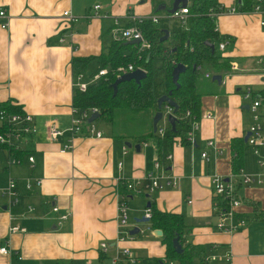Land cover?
<instances>
[{
    "label": "crops",
    "instance_id": "1",
    "mask_svg": "<svg viewBox=\"0 0 264 264\" xmlns=\"http://www.w3.org/2000/svg\"><path fill=\"white\" fill-rule=\"evenodd\" d=\"M218 2L226 10L236 5V0ZM96 5L100 6L99 16L85 19ZM0 10L5 11V17L0 18V103L9 101L21 107L32 116L37 129L21 145L20 164L8 166L7 154L0 150L6 162L0 160V189L13 178L19 198L16 205L8 206L7 199L0 197V248L7 246L12 252L9 256L0 254V264H111L116 248L129 249L139 261L163 259L165 246L147 236L140 239L136 234L132 240L116 242L118 184H146L158 158L157 141L150 139L144 145L125 142L109 128L97 127L102 138H76L70 151L60 153V149L70 139L67 130L75 83L72 60L108 53L116 19L124 26L129 16H157L160 20L165 15H153L151 0H0ZM65 11L78 22L69 24L63 17ZM216 30L226 42L219 55L229 58L230 66L236 69L221 71L219 84L213 80L214 73H201L200 129L195 144L175 145L172 160L166 164L177 187L133 194L128 221L144 217L151 203L160 212L180 214L186 226L184 245L202 247L205 258H215L210 264H264V224L247 221L246 227L232 235L217 231L210 184L214 175L230 176L232 140L244 139L253 125L250 103L242 94L248 87L264 92V32L259 17L252 13L221 14ZM167 31L170 38L173 31ZM91 65L96 67V61ZM205 74L211 77L205 78ZM162 95H166L163 88L158 93ZM259 113L264 116V99ZM206 115L210 119L203 118ZM53 121L63 135L50 142L46 128ZM209 141L222 151L220 156L215 158L214 151L207 148ZM136 145H140L139 152ZM203 151L211 157L208 164L201 158ZM28 156L33 157V164ZM242 171L263 181L262 185H241L238 189L243 202L238 213L246 219L253 216L254 206L264 212V146L257 155L244 146ZM29 178L39 179L40 186L27 191ZM53 205L71 213L61 226L56 224ZM28 206L34 211L27 213ZM132 225L127 224L123 231L130 233L135 228ZM10 226L25 232L9 234ZM136 226L140 230L141 226ZM147 230L152 237L157 236V230ZM102 242L109 246L105 254L99 249Z\"/></svg>",
    "mask_w": 264,
    "mask_h": 264
},
{
    "label": "trees",
    "instance_id": "2",
    "mask_svg": "<svg viewBox=\"0 0 264 264\" xmlns=\"http://www.w3.org/2000/svg\"><path fill=\"white\" fill-rule=\"evenodd\" d=\"M173 0H151L153 15L168 16L167 10L171 8ZM256 0H236L235 11L237 13H250ZM160 7H164L160 10ZM188 17L184 27L179 26L170 34V38L165 42H160L162 29L159 24H154L150 20L136 23L140 28L146 41L151 44L150 49L141 50L140 45H127L124 41H113L108 53L98 57L74 58L71 62L74 76L87 71L90 63L96 61V73L89 76L91 79L100 70L107 69L108 74L101 77L96 82L90 83L85 92L74 90L72 105L78 111L96 109L99 118L95 122H105L111 126L113 135L117 139L125 142L133 141L143 144L150 139L157 141V157L164 162L166 154L171 150L175 141L180 145L186 142V130L191 118H199L201 94L198 92V83L201 73L209 72L219 75L221 71L230 69L229 58L220 56L217 46L224 41L216 30V19L223 9L218 0H188ZM134 23L127 24L128 26ZM169 43L170 46L165 44ZM207 44L214 46L211 49ZM138 51V54H137ZM143 53V54H142ZM140 56V61L136 57ZM161 59V80L156 83V73L154 62ZM181 64L185 67V72L179 76V88L172 83L171 73L173 68ZM132 65L140 67L146 77L139 84L134 81L120 83L114 94L112 85L116 78L111 73L118 67ZM163 88L164 94L171 92V99L177 104L174 112L176 118V132H168L163 138L154 133L151 126L156 109V101L159 98L156 90ZM264 99V92H260ZM163 96V95H162ZM0 110L8 113H22L19 106L11 104L9 101L0 103ZM123 112L131 123L136 125L114 131L115 121L118 113ZM189 112L191 118L186 117ZM185 130V131H182ZM3 127L0 126V134ZM246 145L244 139H234L231 143V170L237 173L243 166V148ZM2 150V147H0ZM11 152V151H10ZM22 152H14V156H21ZM123 192V189H119ZM151 211L150 228L162 232V244L165 246V256L163 259L144 258L140 264H208L205 262L204 249L191 244L184 245L183 234L186 229L183 218L180 214L160 212L149 204ZM248 222L260 221L264 224V212L254 206L252 217L246 218ZM179 237L182 246V253L176 254L172 247V241ZM102 254V253H101Z\"/></svg>",
    "mask_w": 264,
    "mask_h": 264
},
{
    "label": "built area",
    "instance_id": "3",
    "mask_svg": "<svg viewBox=\"0 0 264 264\" xmlns=\"http://www.w3.org/2000/svg\"><path fill=\"white\" fill-rule=\"evenodd\" d=\"M224 9V8H223ZM100 6L96 5L93 7L89 16L84 18L95 19L99 16ZM224 13L234 14L237 13L235 9L222 10L218 16ZM252 14L259 17V26L264 32V0H256V4L253 6L251 12ZM5 17V11L0 10V18ZM63 17L69 24H74L78 22V18L71 15L69 11L63 13ZM169 19L176 20L181 27L186 25L188 11L187 8L179 9L174 14L165 16ZM129 23H134L133 25L128 26L120 25L118 20H114L113 28L111 29V35L113 41H132L139 40L140 49L146 50L150 49L151 44L146 41L142 35L140 28L136 23H141L144 20H150L154 24H159V18L157 16H151L148 18H135L127 17ZM1 28H6V25H1ZM63 41V39L61 40ZM226 45V42L223 41L218 44L217 48L219 51H222ZM136 69H141L140 67H134L128 65L127 67H118L113 70L111 73L115 78H119L124 74L135 71ZM230 69L235 70L236 66L231 65ZM142 70V69H141ZM108 74L107 69L100 70L95 74L87 83L84 82L82 74L75 76V83H73L74 90L77 89L80 92H85L87 86L90 83L96 82L101 77ZM209 74H205V78H210ZM242 98L245 101L250 103L249 111L252 114L253 125L249 128V136L246 141V145L250 146L253 149L254 154H258L260 147L264 146V124L262 120L264 116H261L259 113V108L262 104L263 97L261 94L254 92L250 87L246 88L242 94ZM98 113L94 108L88 109L85 111H78L73 108L72 117L70 121V126L68 132L70 134L69 141L64 144L60 153H65L70 151L73 148L72 141L76 138H102L103 133L97 130L95 122L89 123L88 120L93 114ZM173 114V109L166 107L162 110V119L160 122H165L164 126L157 125L156 132L160 138H163L170 131V125L167 123V115ZM186 117L191 118L190 113L187 112ZM203 118L210 119L209 115L203 116ZM0 126L3 127V132L0 134V147L2 151L7 154V164L18 165L22 161L18 156H14V152H20L21 145L29 138L37 133L33 118L26 112L22 113H8L6 111L0 110ZM200 129V119L191 118L190 124L186 130V142L189 145L195 144V135ZM46 134L48 141L55 142L59 137L63 135V131L58 128V125L53 121L47 125ZM146 143V142H145ZM143 143V145L145 144ZM178 142L175 141L171 147V150L166 154L164 162H161L158 158L153 162V168L151 173L146 176V184L142 185L135 181H124L119 182V189L122 188L123 192L117 193L116 206H117V226L119 228V233L116 238V242H124V240L133 239V236L127 231H123L128 224V203L133 196V194H140L142 191L152 192L154 190H160L164 188H176L177 180L175 177L169 174L167 170L168 163L172 160V149L175 145L178 146ZM207 148L212 149L215 153L214 157L220 156L222 151H220L213 141H209L206 144ZM11 151V152H10ZM127 151L126 147L123 148V154ZM201 158L205 164H208L211 161V157L207 151L201 153ZM30 164L34 163V159L31 156L27 158ZM260 165L263 163L259 162ZM121 166V165H119ZM41 181L39 179L29 178L26 180L25 188L27 191L31 190L33 187H39ZM211 194L213 198V209L215 211L216 224L215 228L217 231L232 235L233 233L243 229L247 225V220L243 218L238 213V209L242 206V199L238 196V189L241 185H262L263 181L259 176H251L243 173L242 169L238 170L237 173H231L229 177L223 178L219 175H214L211 180ZM17 182L15 179L10 178L7 182L5 188L0 189V197L7 199L8 206H14L19 202V198L16 193ZM118 189V190H119ZM27 213L34 211L32 206H28ZM52 213L57 215L56 224L57 226L63 225L71 217L70 211L61 212L59 208L55 205L52 207ZM144 217L150 220L151 211L149 208L145 210ZM25 230L18 226H10L9 234L24 233ZM109 246L106 242L100 244V251L102 254H105ZM0 254L4 256H9L12 252L4 246L0 248ZM205 262L210 264L215 258H204ZM229 260V257H227ZM111 264H140V261L132 254V252L127 248H116L114 257L111 260ZM164 264H166L164 262ZM168 264H173L169 262Z\"/></svg>",
    "mask_w": 264,
    "mask_h": 264
},
{
    "label": "water",
    "instance_id": "4",
    "mask_svg": "<svg viewBox=\"0 0 264 264\" xmlns=\"http://www.w3.org/2000/svg\"><path fill=\"white\" fill-rule=\"evenodd\" d=\"M187 2L188 0H173L172 4H171V8L167 10V13L169 15L174 14L176 11H178L179 9H183L187 6ZM164 7H160V10H162ZM162 36L159 39V41L165 42L168 40L169 38V32L167 30H162ZM127 45H139L140 42L139 40H132V41H128L126 42ZM211 49L214 48L213 45L211 44H207ZM185 72V67L181 64L176 65L171 73V78H172V83L174 84V86L176 88H179V84H178V80H179V76ZM146 77V73L141 70V69H136L133 72L127 73L122 75L121 77L117 78L115 80V82L112 85L114 94L116 93L117 87L120 83L123 82H127V81H134L136 84H139L141 82V80H143ZM213 80H215L218 84L221 82V77L219 75H215L213 76ZM171 92H168L166 95L160 96L157 101H156V108H157V112L155 113L153 120H152V130L155 133L156 129H157V125L159 123V121L162 119V110L163 108L169 107L173 109V114H168L167 115V123L170 125V131L171 133H175L176 132V118L174 116V112L177 110V104L171 99ZM99 118V114H93L91 116V118H89L88 122L92 123L95 122L97 119ZM249 134H247L244 137V142L246 143L247 138H248ZM125 145L127 146V148H131L132 145L130 143H125ZM139 146L140 145H136L134 147V149L139 152ZM147 208H149V204L147 205ZM5 209V208H3ZM149 220L145 217H142L138 220H135L136 224H143V223H148ZM140 233L139 228H134L133 230H131V232L129 233L131 236H134L136 234ZM155 234L157 236H162V232L157 230L155 231ZM172 247L173 250L176 254H181L183 249L182 246L179 242V237H176L173 241H172ZM161 264H164L161 263Z\"/></svg>",
    "mask_w": 264,
    "mask_h": 264
},
{
    "label": "rangeland",
    "instance_id": "5",
    "mask_svg": "<svg viewBox=\"0 0 264 264\" xmlns=\"http://www.w3.org/2000/svg\"><path fill=\"white\" fill-rule=\"evenodd\" d=\"M152 11H153V6H152ZM152 13V12H151ZM159 28L162 29V30H170V31H174L176 29L179 28V23L176 21V20H173V19H169V18H165L164 16H160V20H159ZM169 39V38H168ZM166 46H170L169 43H166L165 44ZM217 52L218 54L220 53V51L217 49ZM137 54H138V51H137ZM143 54V53H142ZM140 56H137L136 59L137 61H140ZM154 69H155V73H156V83L159 85V77H160V73L162 72L161 71V59L160 58H157L154 62ZM96 69L97 67H95L94 65H91L90 67L87 68V71L85 73H83V78H84V82L87 83L88 82V78L89 76H91L92 74L96 73ZM114 70V69H113ZM156 93L158 94L159 93V87L158 89L156 90ZM122 114H124L123 112H119L118 113V116H117V119H116V123H115V126L113 127L114 128V131L116 132H119L121 131L122 129H127V128H130L133 127L135 128L136 125L134 123H131L130 121H128L125 117L122 116ZM164 123L165 122H160L159 125L160 126H164ZM95 126L96 127H99L100 129H106V128H109L111 130V126L108 125L107 123L105 122H95ZM4 157L2 156V154L0 153V160L2 162V164H6L5 160L3 159ZM149 223V224H148ZM148 223H143V224H138L140 225V233L137 234L140 239L141 238H144V237H148L150 239H152L155 243H158V244H161L162 245V237H152V234H151V231H148L147 228L150 227V222ZM128 224H133L132 226H135V228L137 227L136 223L133 221V220H130L128 221ZM149 225V226H148ZM131 227V226H129ZM142 228V229H141ZM136 235V236H137Z\"/></svg>",
    "mask_w": 264,
    "mask_h": 264
}]
</instances>
